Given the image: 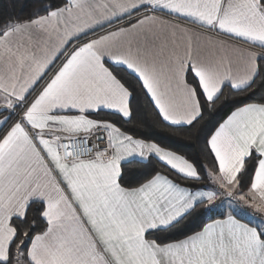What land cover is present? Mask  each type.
Listing matches in <instances>:
<instances>
[{
    "label": "snow or ice",
    "instance_id": "obj_1",
    "mask_svg": "<svg viewBox=\"0 0 264 264\" xmlns=\"http://www.w3.org/2000/svg\"><path fill=\"white\" fill-rule=\"evenodd\" d=\"M39 4L0 20V264H264V0ZM137 90L196 160L92 118Z\"/></svg>",
    "mask_w": 264,
    "mask_h": 264
},
{
    "label": "trees",
    "instance_id": "obj_2",
    "mask_svg": "<svg viewBox=\"0 0 264 264\" xmlns=\"http://www.w3.org/2000/svg\"><path fill=\"white\" fill-rule=\"evenodd\" d=\"M40 7L39 0H0V20L6 19L9 16L24 17L31 15L35 8ZM264 96V92L257 93L248 102H260L261 97ZM238 99H246L245 97H238ZM228 109H224L219 115L212 113L206 115L205 121L198 126V129L204 128L205 125H209V122H215L226 118ZM92 118L111 120L121 127L122 130L128 131L130 134L135 135L138 138H144L153 140L159 143L162 147H166L178 154L185 155L189 159L196 160L197 156L203 146V141L198 143L196 136L198 131L188 132H174L167 127L163 122H160L156 116L153 107L149 105L145 97L137 90L135 93V100L133 103V117L131 122L123 121L115 114H111L107 111L92 114ZM203 161L201 160V163ZM152 167L157 170H162L159 165L153 161ZM138 165L130 166L128 172L130 174H136L144 171ZM175 179V177H171ZM131 180V175L129 177ZM219 218V217H217ZM203 217L200 216L199 211L194 213L188 220L184 221L177 229L174 230V235L179 236L182 232H190L199 227Z\"/></svg>",
    "mask_w": 264,
    "mask_h": 264
},
{
    "label": "crops",
    "instance_id": "obj_3",
    "mask_svg": "<svg viewBox=\"0 0 264 264\" xmlns=\"http://www.w3.org/2000/svg\"><path fill=\"white\" fill-rule=\"evenodd\" d=\"M178 23H182L183 24V21H177ZM189 28H193L194 26L192 25H187ZM194 30H197V31H202V30H199V29H194ZM222 38V37H221ZM106 111V110H105ZM247 217H244V219L247 221L248 219H246Z\"/></svg>",
    "mask_w": 264,
    "mask_h": 264
},
{
    "label": "rangeland",
    "instance_id": "obj_4",
    "mask_svg": "<svg viewBox=\"0 0 264 264\" xmlns=\"http://www.w3.org/2000/svg\"><path fill=\"white\" fill-rule=\"evenodd\" d=\"M225 208L227 207V204H225V206H224ZM250 211V210H249ZM246 219H250V217H247Z\"/></svg>",
    "mask_w": 264,
    "mask_h": 264
},
{
    "label": "water",
    "instance_id": "obj_5",
    "mask_svg": "<svg viewBox=\"0 0 264 264\" xmlns=\"http://www.w3.org/2000/svg\"><path fill=\"white\" fill-rule=\"evenodd\" d=\"M101 146H103V145H101Z\"/></svg>",
    "mask_w": 264,
    "mask_h": 264
}]
</instances>
